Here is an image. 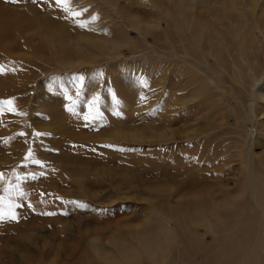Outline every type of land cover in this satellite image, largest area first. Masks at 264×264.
Masks as SVG:
<instances>
[{
    "label": "rangeland",
    "instance_id": "obj_1",
    "mask_svg": "<svg viewBox=\"0 0 264 264\" xmlns=\"http://www.w3.org/2000/svg\"><path fill=\"white\" fill-rule=\"evenodd\" d=\"M109 1L85 0L77 19L100 21L102 18L111 22L114 15L111 10L124 5L126 10H121L124 14L144 9L147 10L144 15H148L146 20L159 15L155 7L146 5L149 0H144L145 4H137L136 0ZM168 2H165V8L173 6ZM62 6L56 0H0V214H3L0 218V264H106L104 259L98 260L100 258L88 240L106 241L118 229L143 228L149 213L147 196L151 179L163 178V182L166 177L161 173L171 169L178 173L177 180L192 181L193 185L198 181V190L204 186H219L222 178L228 182L235 142L241 132L238 125L251 134L257 127L244 112L245 106L250 108L256 103L253 92L258 85L251 78V69L245 61L237 62L244 68L242 77L228 64V68L216 66L217 56L207 52L226 86L219 87L211 100L203 101L201 107L188 106L187 110L184 107L187 112H180L181 118L177 116L180 125L188 127L184 134L197 135V141L193 142L190 137V140L186 139L188 137L183 134V140L159 148L136 143L133 138H123L119 136L121 133L115 138V129L127 132L148 129V101L144 93L145 87L148 88V71L143 57L151 51L149 44L159 47L164 29L168 27L169 32H175L174 27L169 26L170 19H161L159 27L152 23L153 27L145 31L125 30L124 35L132 39L130 43L111 50L105 48L99 55L87 52V58L83 53L82 56L72 53V47L67 44V49L62 50L65 52L60 50L63 45L53 46L57 50L54 51L43 38L37 40V36L30 34L34 26L49 20L59 28L62 22H57L56 18L62 15ZM90 6L94 11L91 9L90 12ZM96 8L105 16L91 15ZM199 15L204 17L206 13L199 12ZM122 19L132 24V18ZM254 25L250 27L249 31L254 29L249 35L257 36V47L254 43L251 46L248 39L245 48L255 51H248L249 56L252 60L258 57L259 66L257 62L255 64L263 76L264 28ZM68 28L76 35L73 28ZM227 28L222 29V33L227 35V40L233 41L230 35L234 30ZM70 44L74 46V41ZM255 48L257 51L253 50ZM238 57L233 56L236 60ZM128 60L135 62L128 64L131 69L141 61L139 64L144 70L138 71L136 80L118 68L120 62ZM199 73L202 75L203 72ZM59 74L62 81L58 80ZM211 77L208 76L209 86L217 88L220 83ZM28 83L16 94L9 93ZM8 101L11 103H4ZM189 111L193 113L186 115ZM191 127L196 129L195 132ZM214 173H218V177ZM200 179L205 182L199 188L203 181ZM12 212L16 219L10 218ZM173 220L171 224L177 225V219ZM197 229L196 240L191 242L193 258L180 257L179 264H189L190 260L199 264L207 259L208 253H204L203 247L213 244L218 236L212 231L201 236L206 230L201 225ZM183 243L181 241L180 247ZM167 248L172 252L164 264L174 260L178 249L175 246L174 249ZM144 264L151 262L147 260Z\"/></svg>",
    "mask_w": 264,
    "mask_h": 264
},
{
    "label": "bare ground",
    "instance_id": "obj_2",
    "mask_svg": "<svg viewBox=\"0 0 264 264\" xmlns=\"http://www.w3.org/2000/svg\"><path fill=\"white\" fill-rule=\"evenodd\" d=\"M84 1L66 0L60 10V13L66 18L62 15L56 18L57 22H62L59 28L54 25L55 22L49 23L51 20L47 19V22L49 20L48 23L34 26L30 30V34L37 36L36 39L38 37L43 38L52 45L50 46L51 49L53 46L55 48L63 45L60 50H66L65 45L67 44L68 47H72V50L70 48L68 50L70 49L72 53H81L82 56V53L86 55L87 52L94 55L103 54L105 48L111 50L115 47H121L124 43H130L132 39L129 35H124L125 30L136 28L139 31L141 29L145 31L151 28L152 23L155 24V27L158 26L161 19L166 21L170 19L169 26L172 25L176 32H169L168 27L164 29L161 35L163 42L160 41V45L158 44L163 50L149 44L148 47L151 51L145 53L143 57L147 67L145 70L148 71V88L145 87L146 90H144L145 98L148 101L146 105L148 108L146 122L148 129L143 132H127L122 129H115L113 132L115 138L118 133H121L119 136L123 138H133L136 143H144L149 147L158 146L159 148L165 145H174L181 139L183 140L185 136L188 137L186 139L192 138L193 142L197 141V135L184 134L188 127H182L177 116L180 112L184 113V107L191 106L192 108L193 105L196 108L201 107V103L203 101L207 102L215 95L219 87L226 86L223 76L219 74L220 72L217 73L216 66L227 67L226 64H228L232 70L233 68L234 71L236 69V74L243 77L245 75L244 68L241 63H237L243 60L251 69V78L255 80L256 86L258 85L253 92L256 103L252 104L250 108L243 105L245 116L257 123V127L251 134L247 129L244 128L243 130L242 126L238 125L241 132L238 133L240 137L237 140L235 139L236 151L231 159L234 165L232 163L229 170L227 169L230 171L228 172L229 181L227 182L222 178L224 181L218 179L220 181L219 186L200 188V185L205 182V180L200 179L203 181H200V189L198 190L196 188L198 181L192 179L195 183L193 185L192 181L189 183L188 181L177 180L175 178L178 177V173L175 170H164L161 174H164L166 179L163 182V178H160L161 182L160 179H151L152 183L148 186L147 205L149 213L143 228L118 229L106 241L99 239L95 241V238L88 240L89 246L92 249L95 248L94 252L97 254V258H100L98 260L101 261L102 258L106 264H144L147 260L151 264H164V261L167 258L169 259L172 252V250L168 251L166 248L172 247L171 249H174L175 246V248H178L176 254L173 253L176 257L171 263L167 264H179L177 260L180 257H184L185 260L186 258L188 260L193 258L191 242L196 240V235H198V229L196 231V228L201 225L206 230L201 236H205L208 231H212L218 237L212 242L213 244L203 247L205 249L204 253H208V256L204 262L202 261L199 264H264V71L263 76H261L262 70L258 72L260 67L257 69L256 66L259 63L257 62L258 57L252 60L249 56V52L255 53V51L245 48V42L248 39L252 42L251 46L254 43L257 47V36L249 35L250 31L252 34L254 28L250 31L249 29L254 24L262 25L264 28V0H149L148 3L144 0H136L137 4L146 3V5L155 7L159 15L146 20L145 17L148 15H144L147 12L144 9H137L124 14L121 11L122 9L126 10L124 5L123 8L116 7L115 10H111L114 14L111 22L102 20V18L100 21L96 18L77 19L81 15L80 10L84 8ZM168 1L173 4L171 8H165L167 6L165 2ZM118 6L122 5L119 4ZM150 6H147L148 9ZM89 9L90 12H92L91 9L94 11L92 6ZM199 12L206 13V15L200 17ZM74 13H78V15H74ZM102 13L97 9L91 15L102 17L104 15ZM123 14L124 16H122ZM115 18L117 21H114ZM122 18L128 20L132 18V24L125 22ZM224 26L228 27V30H234V33L230 35L234 38L233 41L227 40V35L222 33ZM68 27L73 28L72 30L76 35ZM114 31L117 33L114 34ZM73 41L74 46L70 44ZM202 42L204 44H201ZM232 44L234 46L230 47ZM261 48L258 49L261 50ZM253 50H256V48ZM169 51H172V53H169ZM235 51L238 52L239 60L233 58L234 55L235 57L238 56ZM207 52L210 56H217L218 61L215 67L206 54ZM84 55V58H89ZM72 56H70L71 59H73ZM75 56L77 57V55ZM81 58L78 59L81 60ZM74 61L78 60L74 59ZM89 61L92 60L89 59ZM62 62L64 63L63 60ZM256 62L257 64H255ZM133 63L135 62L123 61L119 63L118 68L128 72L131 75L130 78L136 80L138 71L144 69L139 63L134 64L133 69H131L128 64ZM191 66H193V69H191ZM138 67H141V69ZM220 70L223 71V69ZM201 71L203 72L202 75L199 73ZM207 74L212 75L211 78H217L220 83L217 88L209 86V75ZM58 80H63L60 74ZM29 83L32 82L29 81ZM29 83L19 85L20 88L15 91L11 89L12 91L9 93L16 94L17 91L19 92L27 87ZM15 86L18 87V85ZM29 87L28 89H30ZM232 92L242 102L240 96L234 91ZM190 112L185 114L189 115ZM174 121L176 123H173ZM192 130L195 132L196 129L192 128ZM149 139H155V141L152 142ZM190 144L192 145V142ZM186 145L190 147L189 144ZM163 151L166 152V150ZM214 174L215 177H218L216 176L218 173ZM203 188L209 190H202ZM246 197H248V200ZM174 203L177 204L175 208L173 207ZM230 212L232 215L228 216ZM173 219H177V225L171 224V221H174ZM181 241L184 242L182 247H180ZM160 254H162V257L159 256ZM188 262H190L189 264H197L196 260Z\"/></svg>",
    "mask_w": 264,
    "mask_h": 264
},
{
    "label": "snow or ice",
    "instance_id": "obj_3",
    "mask_svg": "<svg viewBox=\"0 0 264 264\" xmlns=\"http://www.w3.org/2000/svg\"><path fill=\"white\" fill-rule=\"evenodd\" d=\"M57 3L63 5L64 3H66V0H57ZM74 15H78V13H74ZM4 103H9L10 104L11 101L4 102ZM0 218H3V214H0ZM10 218L11 219H16V215H15L14 212L10 213Z\"/></svg>",
    "mask_w": 264,
    "mask_h": 264
}]
</instances>
